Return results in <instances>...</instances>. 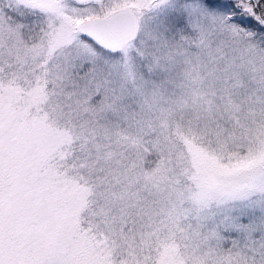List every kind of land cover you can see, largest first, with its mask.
Segmentation results:
<instances>
[{
	"label": "snow or ice",
	"instance_id": "obj_1",
	"mask_svg": "<svg viewBox=\"0 0 264 264\" xmlns=\"http://www.w3.org/2000/svg\"><path fill=\"white\" fill-rule=\"evenodd\" d=\"M0 264H264V0H0Z\"/></svg>",
	"mask_w": 264,
	"mask_h": 264
}]
</instances>
